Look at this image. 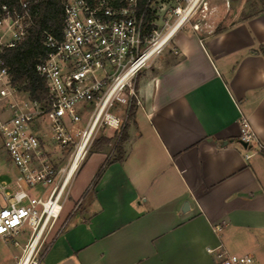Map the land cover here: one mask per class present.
Masks as SVG:
<instances>
[{
  "label": "crops",
  "instance_id": "obj_1",
  "mask_svg": "<svg viewBox=\"0 0 264 264\" xmlns=\"http://www.w3.org/2000/svg\"><path fill=\"white\" fill-rule=\"evenodd\" d=\"M261 1L219 34L178 29L173 53L138 74L140 106L122 158L93 184L107 153L89 150L70 183L72 208L39 264H219L207 253L218 247L264 264ZM242 118L256 145L238 141ZM32 130L41 136L38 124Z\"/></svg>",
  "mask_w": 264,
  "mask_h": 264
},
{
  "label": "built area",
  "instance_id": "obj_2",
  "mask_svg": "<svg viewBox=\"0 0 264 264\" xmlns=\"http://www.w3.org/2000/svg\"><path fill=\"white\" fill-rule=\"evenodd\" d=\"M36 1L14 0L11 6L0 7V103L5 102L8 111V118L0 121V148L15 170L12 178L0 182V240L25 238L14 264L43 260L48 247L41 251L38 244L59 220L70 183L96 134L105 127L121 134L131 105L140 106L135 89L138 74L172 37L149 55L151 49L192 2L174 0L170 12L176 19L169 25L166 17L164 32L158 33L160 13L167 8L156 5L157 0H146L142 10L139 0H60V36L43 32L45 55L35 66L44 81L46 100L40 103L27 97L18 103L15 96L22 93L11 86L2 53L27 35ZM147 10L153 19L146 35ZM190 19L187 16L179 29ZM193 30L198 27L194 25ZM39 122L45 131L41 136L32 130ZM238 141L246 148L257 143L243 118ZM13 244L18 247L17 242ZM207 253L219 264L252 263L250 257L230 255L219 247Z\"/></svg>",
  "mask_w": 264,
  "mask_h": 264
},
{
  "label": "rangeland",
  "instance_id": "obj_3",
  "mask_svg": "<svg viewBox=\"0 0 264 264\" xmlns=\"http://www.w3.org/2000/svg\"><path fill=\"white\" fill-rule=\"evenodd\" d=\"M158 4H165V7L167 8L165 13H160L159 18L161 21H159L157 26L158 33H162L164 32L163 21L165 22V18H169L167 21L169 25L176 19V17L170 12L175 6V2L174 0H157L156 5ZM185 7L186 4H181L182 9ZM261 9H263L261 0H197L192 13H190V16L188 15V18L191 19L183 28L193 30V26L196 25L198 27V34L201 37H206L214 34L218 29L223 30L244 21L248 17L258 13ZM167 12H170L168 16L166 14ZM172 53L173 50L171 49L170 42H168L166 46L151 59L145 69H148L155 61L160 60L161 58H166ZM15 99L18 103H22L26 100L25 97L20 94L19 96H15ZM121 113L122 109L117 115L121 116ZM5 116L7 115L4 112V116H2L1 119H4ZM40 128L42 129L41 123ZM42 131L45 133L44 130ZM119 136V132H114L108 127L100 129L93 140L90 151L96 148L103 149L107 153L106 160L112 159L116 154V147L119 145ZM107 138L109 141L103 143L102 140ZM14 171L15 170L7 155L0 148V182L7 181L9 176L15 174ZM69 192V197H73L74 191L72 193L71 191ZM71 208L72 204L69 198L63 206V214ZM63 224L64 220L62 221L59 219L53 228L42 236L38 244V248L40 247L41 251H44L51 244L53 239L62 229ZM14 241L17 242L18 247L14 246ZM24 242V237H17L13 240L5 241L0 240V264H14L15 258L21 253V248L23 247Z\"/></svg>",
  "mask_w": 264,
  "mask_h": 264
},
{
  "label": "trees",
  "instance_id": "obj_4",
  "mask_svg": "<svg viewBox=\"0 0 264 264\" xmlns=\"http://www.w3.org/2000/svg\"><path fill=\"white\" fill-rule=\"evenodd\" d=\"M145 2L146 0H139V9L142 10ZM12 4H14V0H0V7L2 5L11 6ZM152 19L153 13L147 10L143 21V31L146 35L152 29L150 26ZM62 25L63 10L60 0H37L32 7V25L25 38L16 47L3 50L2 58L10 76L11 86L19 92L27 94L31 101L42 103L46 100L44 81L35 71L36 64L45 55L42 44L43 32L47 31L55 37H59ZM221 31L218 29L215 34H219ZM262 53H264V47ZM135 109L134 104L131 105L127 122L119 136L116 154L100 167L93 184L97 182L106 166L118 162L122 158L121 144L126 138L127 123L132 119ZM102 141L106 143L109 139Z\"/></svg>",
  "mask_w": 264,
  "mask_h": 264
},
{
  "label": "bare ground",
  "instance_id": "obj_5",
  "mask_svg": "<svg viewBox=\"0 0 264 264\" xmlns=\"http://www.w3.org/2000/svg\"><path fill=\"white\" fill-rule=\"evenodd\" d=\"M197 0H192L190 3L189 7L181 14V17L178 19V21L169 28L167 33L160 38L156 43L154 44L153 48L151 49L152 51L150 52L149 55H152L155 51L160 50L165 43L176 33V31L179 29L183 21L186 19L188 14L191 12L192 8L194 7L195 3Z\"/></svg>",
  "mask_w": 264,
  "mask_h": 264
},
{
  "label": "water",
  "instance_id": "obj_6",
  "mask_svg": "<svg viewBox=\"0 0 264 264\" xmlns=\"http://www.w3.org/2000/svg\"><path fill=\"white\" fill-rule=\"evenodd\" d=\"M242 146L245 147V145ZM186 209H187V204H184L182 211H185Z\"/></svg>",
  "mask_w": 264,
  "mask_h": 264
}]
</instances>
